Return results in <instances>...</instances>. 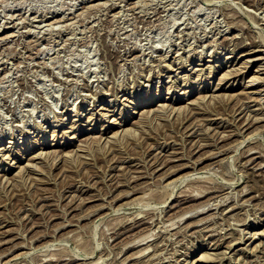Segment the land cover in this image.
Here are the masks:
<instances>
[{
    "label": "rangeland",
    "instance_id": "1",
    "mask_svg": "<svg viewBox=\"0 0 264 264\" xmlns=\"http://www.w3.org/2000/svg\"><path fill=\"white\" fill-rule=\"evenodd\" d=\"M263 43L264 0H0V264H264Z\"/></svg>",
    "mask_w": 264,
    "mask_h": 264
},
{
    "label": "bare ground",
    "instance_id": "2",
    "mask_svg": "<svg viewBox=\"0 0 264 264\" xmlns=\"http://www.w3.org/2000/svg\"><path fill=\"white\" fill-rule=\"evenodd\" d=\"M11 19V18H10ZM43 22V21H42ZM52 27V26H51ZM13 36V35H12ZM264 44V43H263ZM181 45V44H180ZM212 62V61H211ZM209 63H210V61H209ZM200 65V64H199ZM184 67H186V64L184 65V64H182L181 65V67H180V69H182V68H184ZM188 68H189V66H188ZM210 68H211V66H210ZM196 71H201V70H196ZM213 73H215V70H212L211 71V74H213ZM228 73L229 74H226V76H224V78L225 79H229V75H231L230 74V71H228ZM258 79V78H257ZM185 80H187V79H185ZM258 81H259V79H258ZM169 83H171V82H169ZM209 83V82H208ZM170 92V91H169ZM188 93L189 92H185V93H183V95H188ZM169 94V93H168ZM159 97H160V93H156L155 95H153V96H149V97H147V99H145V100H143V101H139L140 103H135L134 105L136 106V108H134L133 110H130L129 108V106H128V108H127V112L126 111H124V112H122L121 113V117L119 118L120 119V121L118 122V119L117 120H113V122H111V125H112V127H115V126H117V127H125L132 119H131V117L133 116V115H139L140 114V112H137L136 111V109L137 108H139V107H142V109H143V106H146V107H152L154 104H156V103H158L159 102ZM166 100L167 99H170V98H165ZM174 99V98H173ZM173 99H171V101H173ZM178 101V100H177ZM196 101V100H195ZM264 101V100H263ZM262 101V102H263ZM175 102V101H174ZM179 102H180V100H179ZM131 104H133V103H131ZM96 106H93V108L91 109V111H94V108H95ZM159 107L160 108H166V107H170V105H159ZM100 108H101V106H100ZM110 108H112V109H109V110H107V111H109V112H111V113H115L116 112V107L115 106H113V107H110ZM101 109H104V108H101ZM168 109V108H167ZM172 109L175 111V106H172ZM95 110H97L96 108H95ZM150 110V109H149ZM162 110V109H161ZM160 110V111H161ZM165 110V109H164ZM87 111V110H86ZM140 111V110H139ZM143 111V110H142ZM153 111V110H152ZM158 111V110H157ZM156 110L154 111V112H157ZM88 112V111H87ZM145 113H150L151 112V110L150 111H144ZM159 112V111H158ZM162 112H163V110H162ZM168 112V111H167ZM160 113V112H159ZM75 114V113H74ZM76 116H75V118H74V120H73V124H72V126L70 127L71 128V130H74V131H76V132H78L79 134H80V136H82L83 134H85L86 132H89V131H93L92 133H95V131H96V129H93V124H94V118H92V116L94 115V113L92 114V116H91V113H89L88 115L89 116H91V117H89V120H88V122L90 123L89 124V128L87 129V130H82L81 128H79L78 126H77V123L78 122H81V119H82V117L83 116H87L85 113V115L82 113H80V111H76ZM144 114V113H143ZM142 114V115H143ZM154 115H155V113H153ZM141 115V116H142ZM77 116H79V119H77L76 117ZM105 117H108L107 115H105V114H103L102 115V119H104ZM144 119V118H143ZM142 122V121H141ZM136 123V122H135ZM134 123V124H135ZM133 124V123H132ZM62 125H59V126H57V127H61ZM56 127V128H57ZM66 127V126H65ZM112 127H104V125H103V127H101V130H106L105 132H107V130L109 131V130H111L112 129ZM69 128V127H68ZM43 130V129H42ZM123 131V130H122ZM127 131L128 130H125V132H126V134H127ZM53 132V144L51 145H48V143H47V141H46V131H44V132H42V137L40 138V140L39 139H37V140H35V142L34 143H32L31 142V144L27 147V150L25 149V152L26 151H31V150H34V149H36V147H40V149L42 148V150H46L47 149V147L49 146V147H69L70 145H71V141H73L74 139H77L78 138V135L77 136H73V137H68L67 139H69V141L70 142H60L58 139H57V137H60L59 136V134H56V130L54 129V131H52ZM69 132H64L63 131V136L65 137L67 134H68ZM117 133V132H116ZM116 133H115V135H116ZM124 133V132H123ZM118 134V133H117ZM40 135L41 134H39V135H37V137L39 138L40 137ZM79 136V137H80ZM64 137H61V139H63ZM92 138V137H91ZM84 140L86 141L87 140V138L86 139H82L80 142H84ZM89 140V139H88ZM55 141H57V144L55 143ZM94 142V141H93ZM98 142V141H97ZM88 144V143H87ZM85 146V145H84ZM84 146H82V147H84ZM6 150V148H3V149H1L0 150V153L1 152H3V151H5ZM8 151V150H7ZM41 152V151H40ZM58 152H59V150L58 151H54V152H51V154H58ZM61 152V151H60ZM38 153V152H37ZM45 154V155H44ZM17 155L18 156H21V158L23 157V158H25L24 157V154L23 155H21L20 153H17ZM43 155H44V157L45 156H49L50 155V153H43V151L41 152V153H39L38 155H36V156H34L32 159H39V158H41V157H43ZM65 155V154H64ZM12 155H10V154H8V155H2L1 156V161H0V169L3 167V163H4V165H9V166H11V167H16L15 165H13V164H18L19 162H17V163H13V164H6V162H7V160H9L10 159V157H11ZM56 156H58V155H56ZM3 157V158H2ZM54 163V162H53ZM10 167V168H11ZM17 168H19V166H17ZM20 169V168H19ZM8 170V169H7ZM21 170H23V168H21ZM2 171H6V169H2V170H0V172H2ZM5 175V174H4ZM1 176H3V175H1ZM1 179V178H0ZM201 179V178H200ZM201 181V180H200ZM224 188V187H223ZM223 188H222V190H223ZM207 189V188H206ZM224 189H226V188H224ZM209 205V204H208ZM204 209V208H203ZM199 212V211H198ZM182 219V218H181ZM179 223V222H178ZM148 237V236H147ZM139 239V238H138ZM141 241H142V238L140 239ZM144 240V239H143ZM136 242V241H135ZM143 242V241H142ZM141 242V243H142ZM140 243V242H139ZM147 249V248H146Z\"/></svg>",
    "mask_w": 264,
    "mask_h": 264
}]
</instances>
